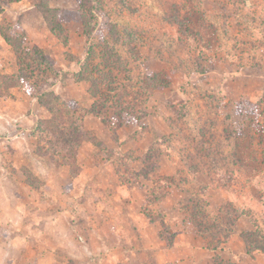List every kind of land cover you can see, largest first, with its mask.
<instances>
[{"label":"rangeland","instance_id":"rangeland-1","mask_svg":"<svg viewBox=\"0 0 264 264\" xmlns=\"http://www.w3.org/2000/svg\"><path fill=\"white\" fill-rule=\"evenodd\" d=\"M103 3L109 21L87 42L82 27L70 20L78 9L75 1L52 0L50 5L62 10L68 44L52 45L48 38L41 50L60 77L67 75L51 90L77 105L75 117L94 144L82 143L75 161H65L38 135L35 120L27 149L16 151L17 158L7 150L1 160L17 161L7 171L17 177L19 191L26 183L43 193L35 196V209L48 200L51 219L54 203L60 209L61 200L65 203L59 215L63 230L57 234L65 246L55 251L52 264H121L115 256L122 249L129 262L124 264H155L156 251L141 247L143 223L157 225L168 251L197 202H206L214 215L224 211L219 222L232 221L231 237L236 232L242 242L241 233L253 230L243 211L257 227L264 221V0ZM30 20L41 24L34 10ZM10 23L5 17L2 27ZM100 37L115 47L124 68L104 69L114 78L112 86L103 85L104 73L94 74L99 90L91 98L89 84L75 83L73 74ZM27 42L28 50L39 44L32 37ZM10 53L0 74L17 71ZM99 61L97 56L95 64ZM45 81L52 76L38 69L33 82L39 92L48 89ZM240 102L255 105L256 114L237 115ZM124 107L134 109V123L120 116ZM48 135L60 143L58 127ZM209 222L219 223L214 217ZM203 241L209 250L215 245L210 234ZM229 243L225 247L238 253ZM222 263L235 264L227 251H215L199 264Z\"/></svg>","mask_w":264,"mask_h":264},{"label":"crops","instance_id":"crops-1","mask_svg":"<svg viewBox=\"0 0 264 264\" xmlns=\"http://www.w3.org/2000/svg\"><path fill=\"white\" fill-rule=\"evenodd\" d=\"M33 10L31 0L8 4L3 14H0V31L7 17L11 20L10 24L20 21L25 33L24 45L27 41H31V37L39 42L34 47L42 48L40 50L46 49L45 40L48 38L52 45L58 44L59 42L45 26L30 20ZM42 35L47 37L44 38ZM10 52V47L0 32V72L5 71L11 61ZM52 67L54 68L53 65ZM9 92V96L0 98V264H25L33 260L37 264H52L55 261V251L65 246L64 238L57 236L63 230L59 215L61 211L64 215L65 203L61 200L62 209L59 207L60 204L54 203L56 217L50 219L52 212L48 200L41 203L44 208L41 207L39 210L34 208L35 196L43 197V193H37L26 183H23L25 188L19 191L17 177L14 173H8L7 166L15 169L17 161L13 160L9 163L1 161L7 150L13 152L14 158H17L16 153L19 149H27L35 120H46L49 114L39 105L37 99L29 96L25 91L12 89ZM8 184L9 188H7ZM140 231L141 247L157 253L154 258L155 264H199L203 258L207 259L214 255V251L207 249L203 239L190 224H183L175 233L168 251H163L165 240L158 235L155 223H143ZM145 231H148L149 235H145ZM232 234L233 239L229 240L231 241L229 244L237 245L238 253L235 254L233 249L225 247L227 244L222 245L217 251H227V255L231 254L235 264H264L263 253L247 254L243 242L238 240V234L236 235V232ZM40 247L42 252L38 251ZM125 253L122 249V253L118 256H115L114 252L111 256L113 259L115 256L117 262L121 264L129 263L126 262ZM37 254L39 258L36 257Z\"/></svg>","mask_w":264,"mask_h":264},{"label":"trees","instance_id":"trees-1","mask_svg":"<svg viewBox=\"0 0 264 264\" xmlns=\"http://www.w3.org/2000/svg\"><path fill=\"white\" fill-rule=\"evenodd\" d=\"M18 1L20 0H0V14L4 12L5 6ZM51 1L52 0H33L34 11L38 13L41 24L51 32L55 39L61 45L67 46L68 36L61 20L62 10L52 8L50 5ZM74 1L78 9L75 14L70 17V20L77 22L82 27L87 42L90 40L93 41L98 34L100 26L109 21L107 15L103 12V0ZM112 28L114 29L113 26ZM0 32L5 42L9 45L11 52L16 57L18 66L17 71L13 75L0 74V97L3 95L2 93L6 94L9 90L21 89L29 96L37 99L39 105L45 108L50 116L48 120L37 121L38 135H44L49 146L48 148L57 152V155L61 156L63 160L75 161L80 145L84 142L94 144L95 139L83 129L82 120L75 117V112L78 109L77 105L62 99L61 96L56 95L54 91L51 90L56 82H65L67 79L66 73H62L63 77H60L59 73L52 67V64L47 60L40 49L34 47L28 50L25 48V33L19 20L14 24L1 27ZM97 56L100 58V61L98 64H95V58ZM119 68H124V65L121 58L117 56L115 47L109 45L105 38H101L99 43H91L86 49L84 58L78 63V70L73 74V80L75 83L84 82L89 84L88 93L91 98H95L98 96L99 89L94 74L99 72L104 73L103 85L112 86V79L114 78L109 79L111 76H109L104 69L115 70ZM38 69H40L42 73L52 76V81H45V86H48V89L45 91L39 92L37 90L38 85L35 86L36 84L33 82ZM90 108L93 110L94 104ZM133 111L134 109L130 107L121 109L120 116H126V124H132L136 121L132 113ZM256 112V106L248 102H240L235 106V113L237 115L256 114ZM90 114L94 113L91 111ZM66 119L69 123H65ZM47 126L50 127L48 131L46 129ZM57 127L59 128L61 137L58 140L60 142L59 144L52 142L51 137L48 135L51 133V128L55 130ZM53 137H55L54 133ZM68 166L72 168V165ZM77 175L78 173H75L73 176ZM193 205L194 209L191 211L192 213H187L185 220L195 228L197 235L203 240H206L207 235L210 234L211 239L215 241V245L211 247V250L215 252L221 248L222 245L229 242L231 238L232 221L227 222L226 225L221 224V219L226 215L224 211H218V214L214 215L206 202H197L193 203ZM227 210H230L228 206ZM241 215L249 218L253 226L252 231L242 232L240 235L247 254H252L253 252H261L264 254V221L262 222L263 225L260 224V226L257 227L256 222L250 220V214L244 213L243 211ZM213 217L216 221L220 222L211 224L209 219ZM261 226H263V228H261Z\"/></svg>","mask_w":264,"mask_h":264}]
</instances>
